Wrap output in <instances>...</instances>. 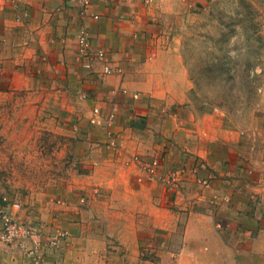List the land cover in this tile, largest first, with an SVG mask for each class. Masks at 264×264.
Here are the masks:
<instances>
[{"label":"crops","instance_id":"1","mask_svg":"<svg viewBox=\"0 0 264 264\" xmlns=\"http://www.w3.org/2000/svg\"><path fill=\"white\" fill-rule=\"evenodd\" d=\"M141 8L139 0H93L88 11L99 17L83 18L75 0H0L7 79L40 94L51 88L63 110L83 115L84 130L95 108L101 115L93 128L103 142V201L92 207L103 213V236L81 227L73 211L49 214L67 235L60 246L43 248V264H264V114L244 127L213 112L164 115L169 105L161 97L169 88L147 87L152 75L136 58L134 34L147 25H140ZM82 24L122 72L103 75L100 63L82 65ZM130 152L160 157L161 174L177 169L186 198L174 200L176 190L163 180L139 182V169L122 164ZM71 190L57 192L72 200ZM28 260L0 242V264Z\"/></svg>","mask_w":264,"mask_h":264},{"label":"rangeland","instance_id":"2","mask_svg":"<svg viewBox=\"0 0 264 264\" xmlns=\"http://www.w3.org/2000/svg\"><path fill=\"white\" fill-rule=\"evenodd\" d=\"M139 2L140 13L145 16L141 15L140 25L143 22L147 25L139 35L134 34L133 40L139 45L136 58L142 60V67L152 75L149 76L152 79L146 80L147 87L169 88L166 96L161 97L162 104L169 105L164 115L180 118L193 112L198 117L213 112L222 114L227 123L237 127L249 126L261 118L264 0ZM104 48L103 60L109 61L113 69L111 73L103 70V75L122 72L112 64L109 51ZM98 62L93 60L91 66L82 62V65L94 69ZM2 70L0 64V235L4 214L16 216L40 235L42 263H36L28 254L32 237L7 243L0 236V242L22 250L29 259L24 264H43V248L60 246L67 235L65 227L48 220L49 214L54 218L59 212L73 211L82 216L78 219L81 227L88 230L92 226L103 236V213L95 214L97 207H92L94 202L103 201V150L100 149L103 142L99 143L98 131L94 132L93 128L98 126L101 115L99 110L92 112L84 130L83 115L75 118L74 113L63 110L60 104L63 101L51 88L46 90L51 94H40L21 80L9 81ZM122 89L129 91L127 86ZM113 134L109 139L115 140L117 134ZM91 139L99 144L91 143ZM107 144L112 148L117 146L109 140ZM154 159L159 163L157 177L151 180L142 165ZM162 163L158 156L146 157L137 152H130L122 162L130 170L139 169L136 179L141 183L163 180L166 172L161 174ZM173 170L178 173L177 169ZM164 183L176 190L174 200L186 198L180 197L179 191L184 190L174 181L172 185ZM60 189H72V200L58 193Z\"/></svg>","mask_w":264,"mask_h":264},{"label":"built area","instance_id":"3","mask_svg":"<svg viewBox=\"0 0 264 264\" xmlns=\"http://www.w3.org/2000/svg\"><path fill=\"white\" fill-rule=\"evenodd\" d=\"M77 4L80 6V14L82 17L86 18L91 15L94 18H98L99 14L89 13L88 8L90 7L93 0H75ZM76 44L79 53L83 57V62L86 66H91L93 64V60H98L100 63L101 69L105 73L112 72V65L109 61H104L103 56L106 52L104 47H95L93 45V41L90 37L87 26L82 24L76 34ZM85 96V95H84ZM98 108H95L94 111L98 112ZM112 145H116V139H109ZM159 163L158 159H154L149 163H145L142 165L143 169L146 171L149 179L154 180L157 177L156 168ZM163 181L172 185L173 181L177 179V172L174 170L166 171V174L162 176ZM141 179V177H140ZM173 180V181H172ZM180 197L182 199L185 198V193L183 191H179ZM3 225H2V234L0 235L4 241L7 243L17 241L19 238L30 236L32 237L33 245L28 251V254L35 260L36 263H42V259L40 258V235L38 233H34L32 230L28 229L26 225L22 223V221L18 220L16 216L4 214L3 216ZM55 242V241H54Z\"/></svg>","mask_w":264,"mask_h":264}]
</instances>
